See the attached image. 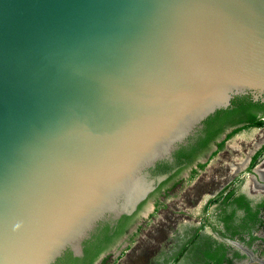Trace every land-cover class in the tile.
Masks as SVG:
<instances>
[{"label": "water", "instance_id": "obj_1", "mask_svg": "<svg viewBox=\"0 0 264 264\" xmlns=\"http://www.w3.org/2000/svg\"><path fill=\"white\" fill-rule=\"evenodd\" d=\"M239 94L264 102V0H0V264L81 255Z\"/></svg>", "mask_w": 264, "mask_h": 264}, {"label": "rangeland", "instance_id": "obj_2", "mask_svg": "<svg viewBox=\"0 0 264 264\" xmlns=\"http://www.w3.org/2000/svg\"><path fill=\"white\" fill-rule=\"evenodd\" d=\"M263 143L264 123L245 127L227 138L205 166L192 174L189 166L183 167L178 184L161 198L155 212V196L142 204L137 214L141 229L129 239H119L109 257L111 264H207L210 251L222 253L219 245L226 249L222 264H264V204L249 228L238 225L244 215L240 208L234 212L232 227L223 218L239 194L253 207L264 202V177L259 174L264 166H257L264 165V150L250 166H237Z\"/></svg>", "mask_w": 264, "mask_h": 264}, {"label": "trees", "instance_id": "obj_3", "mask_svg": "<svg viewBox=\"0 0 264 264\" xmlns=\"http://www.w3.org/2000/svg\"><path fill=\"white\" fill-rule=\"evenodd\" d=\"M257 111H261V115H257ZM264 116V102L260 100H253L249 94L234 95L230 101V104L226 108L216 110L213 114L209 115L202 123L204 124V132L207 139H212L218 135L224 129V124H236L241 125L234 128L229 132L225 139L237 131L249 127L257 126L264 123L261 117ZM216 127V128H215ZM223 142L219 147H222ZM189 145L180 144L174 151L175 158L179 161H188L189 157ZM200 168L203 166H199ZM153 175L162 174L170 171L171 166L164 160L157 161L155 166L151 168ZM233 192H230L228 196H231ZM233 209L230 213L226 214L223 218L226 221L227 227L230 226V222L234 219V212L237 208L243 210L244 215L241 217V222L238 224L241 228H249V223L257 222L259 214V206L264 202L257 204L253 207L250 201L244 194H239L233 198ZM130 215H122L121 219H129ZM102 223V222H101ZM101 223L96 227L91 236L83 242V254L81 256H74L71 251L67 250L61 257H59L53 264H92L98 256L109 249L114 241L120 237L122 230L119 225L116 226L113 232L110 233L111 228L107 222ZM236 229L231 233L235 234ZM222 248V253H217L215 250L210 251V259L207 260V264H222L226 257V249L223 245H219ZM211 249V248H210ZM210 261V262H209Z\"/></svg>", "mask_w": 264, "mask_h": 264}, {"label": "flooded vegetation", "instance_id": "obj_4", "mask_svg": "<svg viewBox=\"0 0 264 264\" xmlns=\"http://www.w3.org/2000/svg\"><path fill=\"white\" fill-rule=\"evenodd\" d=\"M257 115L260 116L261 111H257ZM241 124L242 122L236 124H229V125L224 124L225 127L223 131H221L214 138L207 139L204 132V124L202 123L201 126L198 127L194 131V133H192L187 138L186 142L183 143V144L187 143L189 145L188 152L190 159L188 161L179 162L175 158L174 151L178 148L177 147L172 151L169 158L164 159V161H166L171 166L170 171L158 175H153L151 169L148 168L147 169L148 177L153 180L152 190L148 193L146 198L137 205L136 209L132 213L125 214V215H130V218L128 220L121 219V216L124 215L122 214L118 217L111 218L101 223V225L105 222L109 224V228H111L110 233L113 232L116 226L119 225L120 229L122 230V233L120 237H118L114 241L111 247L105 250L104 252H102L92 264H111V260L109 261V257H111V255L114 254L111 252L113 251L112 250L113 247L119 242V239L124 236H126L129 239L141 229L142 222L137 219V214L139 213L142 204L151 196H155V200L153 202V209H152V212H155L157 210L158 203L160 202L161 198L169 195L172 189L178 184L179 180L176 177L179 174V172L183 169V167L189 166L190 174H192L193 172H195V170L200 168L199 166H205V163L208 162V160H210L214 156V154L220 151L221 147H219V145L221 142L224 143L225 140H227L225 139L227 134ZM263 150H264V143L261 144V146L258 147L256 150H254L252 154H250V156L247 158V162H246L247 164H245V166H250ZM155 164L151 166V168H153ZM235 165H237V163ZM257 166H264V165L259 164ZM152 212L149 213V216L153 215ZM127 246L131 247V244H128ZM82 254H83V248L81 255Z\"/></svg>", "mask_w": 264, "mask_h": 264}, {"label": "bare ground", "instance_id": "obj_5", "mask_svg": "<svg viewBox=\"0 0 264 264\" xmlns=\"http://www.w3.org/2000/svg\"><path fill=\"white\" fill-rule=\"evenodd\" d=\"M248 157H249V156H248ZM246 162H247V160L245 159L243 162H240L237 166L242 167V166H244L245 164H247ZM259 174H260L261 177H264V173L259 172Z\"/></svg>", "mask_w": 264, "mask_h": 264}]
</instances>
